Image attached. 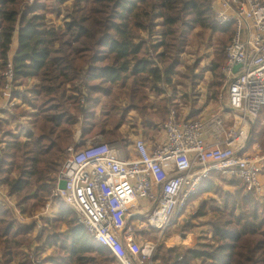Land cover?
Segmentation results:
<instances>
[{"label":"trees","instance_id":"1","mask_svg":"<svg viewBox=\"0 0 264 264\" xmlns=\"http://www.w3.org/2000/svg\"><path fill=\"white\" fill-rule=\"evenodd\" d=\"M25 1L0 0V101L2 74L17 38L8 100L13 113L0 109V188L13 199L12 204L0 200V264H120L61 200L51 219L32 217L56 188L78 130L77 149L96 135L121 142L126 111L133 109L143 114V127L157 135L172 109L180 113L188 107L189 93L177 95L184 84L176 82L177 56L191 36L214 41L218 49L207 82L210 99L218 101L234 24L216 23L212 0ZM190 77L194 88L200 76ZM188 109L192 115L182 116L196 120L198 110ZM263 114L264 109L255 123L261 129ZM155 117L163 120L161 127L152 122ZM25 118L27 126L21 125ZM213 177H221L230 190L201 200L186 219L187 231L201 227L206 251H186L182 232L177 245H165L157 264H264V194L258 197L239 178L211 171L190 198L217 194ZM16 212L31 220L19 222Z\"/></svg>","mask_w":264,"mask_h":264},{"label":"built area","instance_id":"2","mask_svg":"<svg viewBox=\"0 0 264 264\" xmlns=\"http://www.w3.org/2000/svg\"><path fill=\"white\" fill-rule=\"evenodd\" d=\"M211 9L218 25L234 24L222 67L225 97L219 114L193 120L172 109L162 125L161 140L150 146L136 139L124 155L109 143L82 149L70 145L56 188L33 220L54 211L59 199L120 264H145L143 260L150 263V253L158 251L141 237L140 222L144 221L146 236L150 229L157 230L156 239L162 231L168 235L173 220L211 171L239 178L258 197L264 194V155L248 153L249 138L264 109V1L213 0ZM2 75L0 109L13 113V100L8 102L14 75L10 56ZM260 123L264 132V116ZM61 179L66 181L63 189L58 186ZM17 219L23 224L31 220L19 212Z\"/></svg>","mask_w":264,"mask_h":264},{"label":"rangeland","instance_id":"3","mask_svg":"<svg viewBox=\"0 0 264 264\" xmlns=\"http://www.w3.org/2000/svg\"><path fill=\"white\" fill-rule=\"evenodd\" d=\"M25 2L30 4L28 0H26ZM62 19H63V16L59 18H55V21L58 23H61ZM215 38H217V35H215ZM15 50L16 49H14V51ZM216 50L218 49L216 48L214 41L208 43L206 40L195 39L193 36H191L184 50L180 53L179 56H177V58L179 59L178 64H179L181 73H180L179 79H177L176 82L178 83V80H181L184 82V84L182 85L180 84L181 87H178L177 95L181 96L183 91L188 92L190 95L189 99L187 100L188 107H183L181 109H178L181 115L182 114L185 116L192 115L191 111L189 112V109H188V108L192 109V106L193 108L198 110L197 116L195 118L192 117L194 119H200V120L208 119V118L213 117L214 115L219 114L221 100L224 99L223 97H225V87L224 85H222L221 88L219 87L217 88V92H220V98L218 101L210 99L209 89L207 87V82L212 78L209 75L210 74L209 71H210V64L213 59L214 52ZM10 54L12 55L11 49L8 55L10 56ZM193 73H198L200 76V81L194 88L192 87V78L190 77ZM213 80H215V77H213ZM210 92H213V89ZM193 94L195 96H193ZM176 103L179 104V101H176ZM28 111L31 112L32 110H28ZM141 115L143 116L142 113L135 112L133 109L126 111V115H125L126 123L121 127V130H120V134L122 136L121 138L122 140H120L121 142L117 141V142L109 143L106 140V136L102 137L103 135L102 136L96 135L90 139H87L84 145H81L80 147H78V149H82L86 146L103 142V143H109L111 147L117 149V151H119L121 155H124V152H127L130 144L134 140L139 139V138L145 139L148 145L153 146L158 139L161 140L162 131L156 135V131L152 130V128H144L142 125V119L139 117ZM150 116L151 114H149L148 116H144V117H150ZM28 120L25 118V120L23 121L21 125L27 126ZM152 122L160 123V127H161L163 120L159 121L158 118L155 117L154 121ZM228 124L229 123H227V125ZM18 129L19 130L17 132L21 136H23L24 129L22 127H19ZM2 130L3 129L1 128L0 139H2ZM255 130L256 132L254 133ZM146 132H147V135L149 136V139L146 135ZM77 143L81 144V141H77ZM73 144L74 143H71V145ZM249 144L251 145L248 151L249 154L253 156H256L258 154H262L261 156L264 155V132L258 126H255L254 129L252 130L251 136L249 138ZM75 148H76V144H75ZM262 162L264 163V159H262ZM213 171H217V170H213ZM221 174L224 175L223 173ZM212 182L219 186V192L217 194H214V193L202 194L199 192L197 197H195L194 199L189 198L187 200V204H185V208L183 209V211L175 218V220H173L174 223H173L172 229L170 230L169 234L165 235V238H164L165 242H164L162 249L165 247V245L167 246L177 245L179 243L180 235L182 234V232H185L184 234H182V236H184L182 237V240H183L182 246H184L186 251L192 254H195V255L201 254L202 252L206 251L201 227H195V228H192L190 231H187L186 226L188 225V223L186 222V219H188L192 214L195 213L196 208L201 200L206 199V198H214V197L219 198L220 196L224 195V192L226 190H230V187H227L225 185L221 177L219 178L213 177ZM0 200L8 202L10 204L13 203L12 202L13 199L8 198L5 195L4 190L2 189H0ZM55 204H56L55 206V209H56L58 208V201H56ZM54 214L55 213L52 210L51 213L46 216L47 219H51ZM143 227H144V221H141L140 224L138 225V231L141 237L142 238L147 237L149 241H152L153 245L156 242L155 240H157L158 242L159 238L156 239L157 230L150 229V231L152 232L151 235L146 236L145 235L146 233L144 232ZM35 241L36 240H33L32 245ZM187 243L189 247H187L186 245ZM199 247L201 250L197 251L198 253H194V251H192L196 248L198 249ZM45 253L46 252H42V255H44ZM161 253H162V250L161 252L159 250L156 255V258L153 261V264H157L159 262ZM23 258L24 257H22L21 259ZM143 261L145 262V264L149 263L148 260H143ZM14 264H19V263L17 261ZM149 264H152L151 260Z\"/></svg>","mask_w":264,"mask_h":264},{"label":"bare ground","instance_id":"4","mask_svg":"<svg viewBox=\"0 0 264 264\" xmlns=\"http://www.w3.org/2000/svg\"><path fill=\"white\" fill-rule=\"evenodd\" d=\"M165 235L166 233L164 231H162V233L160 234V236L158 237V242L156 241L155 245H153V251H159L161 249V247L163 246L164 242H165ZM157 252H155V254L150 253V258L151 261L153 262L154 259L156 258Z\"/></svg>","mask_w":264,"mask_h":264},{"label":"crops","instance_id":"5","mask_svg":"<svg viewBox=\"0 0 264 264\" xmlns=\"http://www.w3.org/2000/svg\"><path fill=\"white\" fill-rule=\"evenodd\" d=\"M14 40H15V42H14ZM17 48V38L15 37L14 39H13V43H12V47H11V50H12V55L10 54V57L11 56H13V54H14V49H16ZM12 58V57H11ZM79 138H80V131L78 130L77 131V133H76V135H75V143H74V145L77 143V141L79 140ZM16 215H17V212H16ZM27 221H29V219H27ZM28 223V222H27ZM27 223H24V224H27ZM187 245V247H189L188 246V243L186 244ZM201 249H200V247L197 249H194V250H192V251H194V253H198L197 251H200ZM45 252H49V250L48 251H45ZM203 253V252H202Z\"/></svg>","mask_w":264,"mask_h":264},{"label":"water","instance_id":"6","mask_svg":"<svg viewBox=\"0 0 264 264\" xmlns=\"http://www.w3.org/2000/svg\"><path fill=\"white\" fill-rule=\"evenodd\" d=\"M239 69V65L234 66V72H236ZM66 181L64 179H61L58 183L59 189H63L65 187ZM164 245V244H163ZM163 247V246H162ZM162 247L160 249V252L162 250Z\"/></svg>","mask_w":264,"mask_h":264}]
</instances>
